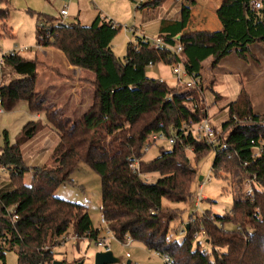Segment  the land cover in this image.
I'll list each match as a JSON object with an SVG mask.
<instances>
[{
	"label": "trees",
	"instance_id": "16d2710c",
	"mask_svg": "<svg viewBox=\"0 0 264 264\" xmlns=\"http://www.w3.org/2000/svg\"><path fill=\"white\" fill-rule=\"evenodd\" d=\"M160 2L149 0L136 7ZM8 14L7 8L0 9L5 34H9L4 22ZM217 14L223 34L228 29L237 41V56L255 59L252 46L264 43V0H222ZM119 29V24L113 26L99 14L90 24H82L36 13V45L53 46L70 65L93 76L92 103L76 120L64 117L55 107L43 106L45 100L35 89V58L20 53L3 55V75L8 69L15 76L0 86L3 108L11 110L24 100L30 111H43L58 141L50 154L51 164L33 167L27 184L24 174L29 167L21 145L37 134L41 124L26 121L14 142L4 131L0 167L7 168L10 186L0 188V264H5V252L11 250L16 252L18 264H52L54 248L66 241L69 232L77 240L98 237L99 229L93 226L86 205L55 195L60 185L73 184L71 174L80 163L99 175L101 216L120 242L127 237L138 241L149 251L167 256L164 264H264V112H256L240 90L227 104L228 119L214 144L190 131L192 125L206 119L195 91V85H201L203 63L212 57L211 62L217 64L229 49L215 53L212 42L187 32L178 38L163 36L167 42L182 46L178 54L155 48L143 36H136L137 42H128L125 54L118 57L111 42ZM156 63H180L195 83L181 90L178 83L169 85L149 76L147 67ZM153 133H176L178 141L168 148L159 146L158 155L145 160L144 146ZM189 147L196 160L213 149L211 170L216 177L239 170L253 188L250 197L243 193L234 197L229 214L201 217L197 225L205 227L202 242L195 241L198 226L190 222L181 239L170 238L176 208L162 203L163 199H191L196 168L187 157ZM134 162L136 171L130 168ZM225 223H232L233 228H225Z\"/></svg>",
	"mask_w": 264,
	"mask_h": 264
},
{
	"label": "rangeland",
	"instance_id": "374dc122",
	"mask_svg": "<svg viewBox=\"0 0 264 264\" xmlns=\"http://www.w3.org/2000/svg\"><path fill=\"white\" fill-rule=\"evenodd\" d=\"M126 2V0H72L69 3V15L64 19V22L68 23L74 21L79 7L82 16L91 13L90 10L93 9L100 11V13L110 18L111 16H118V19L114 20L115 23L120 25V29L113 38L111 46L114 54L118 57H122L126 52L128 42L136 43V36L141 35L139 30L137 33H131V31L126 28L136 26L138 29V25L135 24L133 19L137 5L134 0H130L133 6V14L126 19L124 18V12L127 10V6H125ZM60 5L61 2L59 0H0V9L7 8L9 11L6 20H4L9 29V34H5L0 26V57L12 49L19 50L20 48L26 47L27 50L20 52L22 56L34 59L37 53L36 61L38 62L39 71H42L43 67V71L46 72L49 77L62 78V81L63 78H65V75L61 73L63 68L61 69L62 61L60 60H62L61 56L63 54L58 50L54 52L51 49L44 52L38 48L35 40L36 13L44 12L57 17ZM2 22L3 21H0V25ZM6 30L7 28L5 27V31ZM252 49L255 53L253 55L258 57H260V53H264V48L261 49L258 45L254 46ZM46 58L54 61V65L57 66L41 62L46 61ZM211 61L212 58L207 59L203 63L201 85H195V91H197L198 105L203 107L206 111L205 118L210 121L218 137H220L222 136L221 125L228 119L227 104L237 98L240 89L247 94L256 112H264V57L262 59L257 57L253 59L250 57L249 61H247L253 66H260L259 69H262V76L256 79L254 76L252 79V75L255 74V70L252 69L253 67L250 68L248 65L241 67V65L232 62L234 61L233 57L230 58V56H226L217 64ZM156 66L164 67L165 75L168 76L166 82L169 85L177 84L172 74V65L156 64ZM149 70H151V68L147 67V72ZM5 71L4 80L7 81L15 77L12 73L10 74L8 69ZM81 75L84 80L82 84L81 100L79 98L76 100L66 99L68 92L72 91L70 82L66 85L64 83L53 85L55 84L53 78L50 79V82L46 83L47 79L43 77V85H46L42 88L39 86L40 89L35 85V89L39 91V97L45 100L43 106L51 109L55 107L64 117H68L72 120L78 119L82 115L81 112L84 111L86 107H90L93 96V76L89 72H84V74ZM243 77H248V79L250 77L252 80L248 81L247 84L244 83ZM39 79L41 80V77H39ZM185 80H187V78L183 77V81ZM39 83L41 84L40 81ZM48 84L53 86H48ZM245 84H247V86H245ZM49 87L52 90L53 88H55L56 91L61 90L63 97H55L52 101L49 96ZM177 88L181 90L186 89V87L181 84H177ZM56 91L54 94L57 93ZM17 107L18 109L12 113L6 112L7 110L5 109L3 113H0V146L3 145L4 142L3 134L5 130L7 131L9 141L14 142L23 124L32 118L29 112L35 114L34 120L41 124V128L32 138V141L30 139L21 145L23 160L26 165L27 161L30 159L39 158L44 160V163L40 165H27L29 167L28 172L32 173L33 167L35 166H47L51 164L50 154L54 147V142L57 143L58 141V135L56 136L51 133L52 130H55L46 120L43 111L35 112L29 110V112H27L25 109H21L19 106ZM39 115L40 117H38ZM159 146L168 148L170 144L161 142L152 145L145 151L143 158L149 160L156 157L159 153ZM186 154L191 165L196 168V176L191 185V199L183 202H170L166 199L162 201L164 206L176 208L174 211L177 213V218L170 223L169 229V236L174 239H181L184 236V234L179 233L181 229H184L186 225L190 223L193 225L199 224L204 214L209 218H211L213 214H229L234 197L242 193L245 195L249 181V178L246 175H242L239 170L229 174H223L220 171V173H222L221 177H216L211 170V164L215 155L213 149L208 150L197 160L191 148L186 149ZM8 174L9 173L6 171L3 172L0 167V180L8 179L6 185L9 188L10 180ZM208 174L210 175V180L204 181V178L207 177ZM200 176L202 177L201 180L199 179ZM28 178L29 174L27 173V181ZM71 178L73 179V184L60 185L55 190V195L59 198L87 206L92 224L95 228L99 229L98 237H105L107 244L110 246V250L120 259V262L117 264H127V260H130L132 264H164L163 257L156 254L154 251H149L140 242L131 240L130 244H123L115 239L111 233L106 232V225L102 221L100 212V177L94 170L88 165L80 163L78 168L71 174ZM197 197L201 199L197 200ZM197 226L195 232H198L199 235L194 239L195 241L202 242L206 234H200V230L202 228L205 229V227L201 225ZM224 226L229 229L233 228L232 223H225ZM70 236L71 233L69 232V238L54 248L55 260H65L67 264H74L76 261H79L78 264L80 262L81 264H93L94 254L101 250L95 245V240H89L87 238L74 240ZM127 253L129 254L128 256ZM4 263L18 264L17 254L14 250L5 252Z\"/></svg>",
	"mask_w": 264,
	"mask_h": 264
},
{
	"label": "crops",
	"instance_id": "0c3cea01",
	"mask_svg": "<svg viewBox=\"0 0 264 264\" xmlns=\"http://www.w3.org/2000/svg\"><path fill=\"white\" fill-rule=\"evenodd\" d=\"M126 1L128 2V3L127 2L125 3V6H127L126 7L127 12L126 11L124 12V18L127 19L131 17V14H133V11H132L133 6L131 5L130 0H126ZM148 1L149 0H143V3H146ZM221 2L222 0H162V2H160L156 6L147 5L141 8L136 7L135 9L136 11L134 12L135 15L133 16V19L135 21V24L138 25V29L136 28V26L134 27L136 28L137 31L139 30V33H141V35L147 36V37H157V36L163 37L166 35L167 36L173 35L172 36L173 38H178L180 37V34L182 33L196 32L198 39L213 43L215 53L220 52L225 49H229V53L226 56H230V58L233 57V60H234L232 61L233 63H237L238 65H241V67L244 65L245 66L248 65L250 66V68L253 67L252 69L255 70L254 72L255 74L252 75V79H253V76L255 79L258 78L259 76H262L263 71L262 69H259L260 66L257 67V66H253L251 63H248L247 61H249L250 58H248L247 60H243L237 56L236 54L237 41L234 35L232 34V32L227 29L226 33L223 34L222 21L217 14V11H218V8ZM90 12L91 13H88L82 16L80 7H79L78 13L74 21L78 20L82 24H90L97 14H99L101 17H108L106 15H103L102 13H100V11L96 9L90 10ZM111 19L115 21L114 19H118V16L117 17L111 16ZM256 45L261 47V49L264 48V43L255 44L252 46V48H254V46ZM38 48L43 50L44 52L49 49H51L54 52L58 50L54 48L53 46H46V47L38 46ZM253 54L255 53L253 52ZM35 57L37 58V53L35 54ZM256 57L262 59L264 57V53L262 52L260 53V57L258 56ZM211 58L212 57L208 59H211ZM61 59H62L60 60L62 61L61 69L63 68V70L62 71L60 70V71L61 73L65 75V78H63L62 81H61L62 78L49 77V75H47L46 72L43 71V67H42V71H39V68L37 65V69H36L37 77H36L35 84L38 86V88L39 86H41L40 88L44 87L46 84L43 85L44 84L43 77L47 79L46 83L50 82V79L53 78L54 83H55L53 85L63 84V83L66 85L68 82H70V84L72 85L71 87L72 91L68 92V94L66 95L67 96L66 99L76 100L77 98H79L81 100L82 98L81 92H82V87H83L82 84L84 82L83 78L81 77L82 76L81 74H84V72H88V71L83 70L80 67L70 65L67 62L64 54L61 56ZM45 60L46 61H41V62L43 63L45 62L48 65L57 66V65H54L55 62L52 61L51 59L46 58ZM156 64H165V63H156ZM156 64L149 66L151 70H149L147 74L154 78L157 77L158 79H163L166 82L168 79L167 78L168 76L165 75L164 67L156 66ZM244 72H245V69H244ZM39 77H41V80L39 79ZM243 79H244V83H247V84H248V81L252 80L250 79V77L249 79L248 77H243ZM39 81L41 82V84L39 83ZM247 84H245V86H247ZM53 85L48 84V86H53ZM49 90H50L49 96L52 99V101L55 97H60V98L63 97L61 90L56 91L55 88H53L52 90L50 87H49ZM55 91L57 93L54 94ZM17 106L29 112L28 104L24 100L17 102V104L11 110H7L6 112L12 113L16 109H18ZM87 109L88 108L86 107L84 111L81 112V114H83ZM29 115L32 116V118L30 119H33V120L35 119V114H31L29 112ZM38 117H40V115ZM51 133L57 136V133L55 131L52 130ZM31 141H32V138H31ZM55 143L56 142H54V146H55ZM43 163H44V160H41L39 158L38 159L34 158V159H30L27 161V165H40ZM27 173L29 174L28 181L26 180ZM31 177H32V173L26 172L24 174V182L29 184L31 181ZM7 181L8 179H1L0 188H8V186L6 185Z\"/></svg>",
	"mask_w": 264,
	"mask_h": 264
},
{
	"label": "built area",
	"instance_id": "2783aa9c",
	"mask_svg": "<svg viewBox=\"0 0 264 264\" xmlns=\"http://www.w3.org/2000/svg\"><path fill=\"white\" fill-rule=\"evenodd\" d=\"M61 2V5L58 8V19L60 22H64V19L66 17H68L69 15V3L72 0H59ZM135 4L138 5L140 3L143 2V0H134ZM254 7H258L259 3L257 1H254ZM106 21H109L110 24H112L113 26L117 25V23H115V21H113L111 18L106 17ZM41 23H39L40 25ZM127 29H129V31H131V33H137V30L134 26L131 27H126ZM138 36H143V35H138ZM144 40H149L151 42V45L154 46L155 48H167L170 49L172 52H174L175 54L180 53V51L182 50V46L180 44H171L169 42H167L164 37L161 36H157V37H147V36H143ZM24 50H27L26 47L20 48L19 50L16 49H12L10 51H8L7 53H20L23 52ZM5 54V53H4ZM3 54V55H4ZM3 55L0 57V86L3 85L4 83V73H3V68H4V57ZM153 64H150V66ZM172 74L174 76V78L176 79L178 84L181 85H186L188 87L192 86L195 81L193 79L192 76H188L187 72L184 70L183 66L180 63L177 64H173L172 65ZM183 77L187 78V80L183 81ZM160 81H163V79H159ZM4 111V108L2 106V100L0 97V113H2ZM183 127H187L186 124L183 125ZM194 134H196L198 137H203L205 138V140L210 143V144H214L217 139H218V134L217 132L214 130L213 126L211 125L210 121L208 119H203L201 120L199 123L192 125L191 130ZM185 133H187V131H185ZM177 134L174 133L171 136H166L164 133H153L152 135H150L148 137V141L144 146V150H148L152 145H155L157 143H161V142H167L168 144L172 145L174 143H176L178 141L177 138ZM191 147H189L190 149ZM130 168L133 171L138 170V165L136 162L131 163L130 164ZM1 170L2 171H7V168L4 166H1ZM209 181L210 180V175L208 174L207 177L204 178V181ZM253 194V188L250 185V179L248 181L247 184V189L245 191V195L247 197L252 196ZM200 197H197V200H200ZM17 216H14V218H16ZM103 223L106 225V222L104 221V219L102 218ZM105 230L107 233H111L108 226L106 225ZM185 228L181 229V231L179 232L180 234H185ZM200 234H205V229H201L200 230ZM197 235H199L198 232H194L193 237L195 238ZM72 239H76V236L71 235L70 236ZM69 238V236L67 237V239ZM131 239L130 238H126L122 243L123 244H130ZM95 245L97 247H99L101 249V251H105V250H110V246L107 244L106 242V238L105 237H97L95 239ZM158 254V253H156ZM129 254L127 253V256ZM159 255V254H158ZM164 260L167 261L168 257L167 256H163Z\"/></svg>",
	"mask_w": 264,
	"mask_h": 264
},
{
	"label": "water",
	"instance_id": "95a60500",
	"mask_svg": "<svg viewBox=\"0 0 264 264\" xmlns=\"http://www.w3.org/2000/svg\"><path fill=\"white\" fill-rule=\"evenodd\" d=\"M199 179L201 180L202 177L200 176ZM120 262V259L116 257L111 250L105 251H97L94 254L93 264H117ZM127 264H130L131 261L127 260ZM52 264H62L61 260H54ZM81 264V262L79 263Z\"/></svg>",
	"mask_w": 264,
	"mask_h": 264
}]
</instances>
